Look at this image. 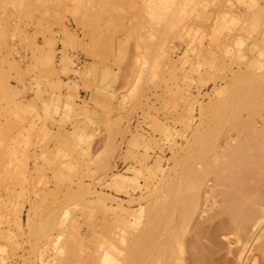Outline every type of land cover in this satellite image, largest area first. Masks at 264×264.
I'll list each match as a JSON object with an SVG mask.
<instances>
[{
	"label": "rangeland",
	"instance_id": "374dc122",
	"mask_svg": "<svg viewBox=\"0 0 264 264\" xmlns=\"http://www.w3.org/2000/svg\"><path fill=\"white\" fill-rule=\"evenodd\" d=\"M262 127L264 0H0V264H264L221 211Z\"/></svg>",
	"mask_w": 264,
	"mask_h": 264
},
{
	"label": "bare ground",
	"instance_id": "6f19581e",
	"mask_svg": "<svg viewBox=\"0 0 264 264\" xmlns=\"http://www.w3.org/2000/svg\"><path fill=\"white\" fill-rule=\"evenodd\" d=\"M251 133L252 134L247 135L249 138H250V136H252L250 138V140L248 138L247 141H245V142L243 141L245 144H243V142H242V144L240 143V145H239V146H241L240 147L241 149L243 148V145H244V147L245 146H247L248 148L250 147L249 149L247 147L246 148L248 149V151L249 150L251 151L250 152L251 155L250 154L247 155L248 152H246V150H247L246 148H243V149H245L244 151L239 150V148H238L239 151L236 152V153L240 154L238 156V158H236V156L238 155L236 153H233V154H230V156H227V158L229 159V161L231 160V162L226 163L228 168L226 166L224 171L222 170V175H225L224 178L226 177L227 179L228 178L230 179L232 177H237L240 179V180H238L239 181L238 186L240 187V189L237 192L238 186H234L237 190L233 189L234 188L233 187L230 190H228L227 193L224 194V197H226V195L228 194L229 196L228 195L227 196H228V198H230L231 197L230 193L234 192V193H231L232 196L234 195V198H232V199L230 198V202H228L229 199L227 200V197H226V199H224L225 200L224 204L227 203V205L223 204L221 211H224V210L228 211L229 214H227V212L225 211L226 214H224V215L228 218V220L231 219L230 220L231 222L226 221V223H224L226 225L222 224L221 227H223V225H224V228L229 230L227 232L228 233L227 237H229V235H232L231 237H233V236L235 237V239H232V238L228 239V242H229L228 244H230V246H232L234 243L237 245V244H239L238 242H240L241 246H238V248L239 247L242 248V245H243V247L245 246L244 245V242L246 243L245 237H247V235L249 234L248 232L252 231L251 228L249 229V227H252L253 230H254V227H256L255 230H259V234H258V237L256 239L258 244H256L257 246H255V248L257 247L256 249L257 250L259 249L258 252L260 253V256H262V258H264V225L262 226V224H264V194H263L264 189L262 187V185L264 186V184H263L264 183V180H263L264 179V128L262 127V129H260V131H257V132L254 131ZM252 139H253V141H252ZM251 142H253V143H251ZM246 144H249V146ZM251 144H253V145H251ZM240 151L246 152L247 154L244 155V153L242 152L243 153L242 154ZM234 154H235V156H234ZM232 155H233V158L235 157L234 160L232 158ZM223 172H224V174H223ZM260 178L261 179L263 178V179L261 180ZM253 179H254V181H256V180L260 181L261 180V182H263L262 185H260L261 182L259 183L257 181L251 184V180H253ZM245 180H248V181L246 182ZM243 183H246V184L248 183V184L246 185ZM249 184L251 186L255 184V186H261L262 188L259 187V190H257L258 187L256 188L255 186H252L255 189H251L252 187L250 188ZM244 186H247L249 189L247 187L243 188ZM246 188H247L246 191L242 190V189H246ZM250 189L252 192L248 193V191H250ZM240 190H241L242 194H241ZM254 190H255V192H254ZM229 191H230V193H229ZM244 191H245V193H244ZM235 194L238 196H236ZM239 195H241V196L239 197ZM233 199H234V201H233ZM224 206H226L227 208ZM222 213H224V212H222ZM227 222L230 224H228ZM230 225L232 226L231 229H234V230H232V231H234L232 234H230L231 233V231L229 229ZM226 226H227V228H226ZM228 226H229V228H228ZM245 230H246V232H245ZM240 235L242 236V238L244 237L243 240L241 239L242 241L239 238ZM243 235H246V236H243ZM242 242H243V244H242ZM180 247L182 248L183 246L181 245ZM181 248L179 249V251L182 250ZM238 248L234 249V253L240 252V251L237 252ZM243 249H241L242 253L244 252ZM241 252L239 253L240 254L239 258H237L238 254L236 256V259L239 260L240 262L243 259V257L241 259ZM236 253L234 255H236ZM180 254H182V253H179V255ZM203 255L205 256V252ZM203 255L201 257L202 259L204 257ZM201 258H200V260H201ZM205 259H207V257H205L204 260H201V262L204 261V263L206 262L205 264L211 263V262L207 263L208 260H205ZM249 259H251V258H249ZM262 260L264 261V259H262ZM236 262L238 263V261H236ZM240 262H239V264H240ZM212 263L215 264L216 262H212ZM218 263H220V262L217 261V264ZM249 263L255 264L254 258L251 259V262H249ZM178 264H180V263H178ZM198 264H200V263H198Z\"/></svg>",
	"mask_w": 264,
	"mask_h": 264
}]
</instances>
